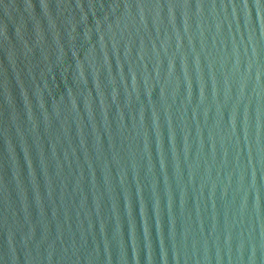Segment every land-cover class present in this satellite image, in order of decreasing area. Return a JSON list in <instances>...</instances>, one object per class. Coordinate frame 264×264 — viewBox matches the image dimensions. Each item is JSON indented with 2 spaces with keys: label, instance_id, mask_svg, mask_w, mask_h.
I'll use <instances>...</instances> for the list:
<instances>
[{
  "label": "water",
  "instance_id": "95a60500",
  "mask_svg": "<svg viewBox=\"0 0 264 264\" xmlns=\"http://www.w3.org/2000/svg\"><path fill=\"white\" fill-rule=\"evenodd\" d=\"M0 264H264V0H0Z\"/></svg>",
  "mask_w": 264,
  "mask_h": 264
}]
</instances>
